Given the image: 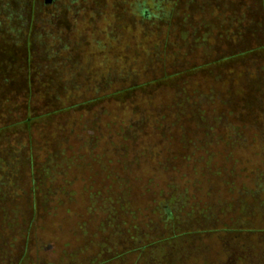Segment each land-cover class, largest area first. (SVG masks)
Wrapping results in <instances>:
<instances>
[{"label": "rangeland", "instance_id": "1", "mask_svg": "<svg viewBox=\"0 0 264 264\" xmlns=\"http://www.w3.org/2000/svg\"><path fill=\"white\" fill-rule=\"evenodd\" d=\"M260 1L0 0V264H264Z\"/></svg>", "mask_w": 264, "mask_h": 264}, {"label": "flooded vegetation", "instance_id": "2", "mask_svg": "<svg viewBox=\"0 0 264 264\" xmlns=\"http://www.w3.org/2000/svg\"><path fill=\"white\" fill-rule=\"evenodd\" d=\"M69 7H70V3H69ZM197 215L198 216L196 217L197 218L196 220L199 221L198 224H199V226H201V231L200 232H202V233H204L207 230V229H204V228L206 227L207 220L210 219V217L211 218L213 217V220L215 222H218V219H217L218 217H216V213L212 212V210H209V207H201L198 210ZM168 217L170 219L174 218L173 215H168ZM211 230H213V228ZM228 256H227L228 262H232V263L239 261L240 258H241L239 256H237L235 258V251L234 250H231Z\"/></svg>", "mask_w": 264, "mask_h": 264}, {"label": "trees", "instance_id": "3", "mask_svg": "<svg viewBox=\"0 0 264 264\" xmlns=\"http://www.w3.org/2000/svg\"><path fill=\"white\" fill-rule=\"evenodd\" d=\"M260 4H261V8H262V11L260 10V11L262 12V17H259V18H260V19H261V18L263 19V18H264V0H261L260 3H259V5H260ZM145 11H147L146 8L143 10V12H145Z\"/></svg>", "mask_w": 264, "mask_h": 264}]
</instances>
